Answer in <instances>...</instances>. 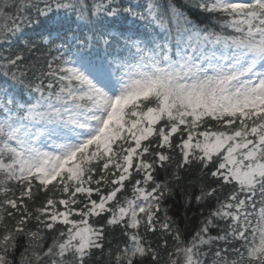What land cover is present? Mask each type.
I'll use <instances>...</instances> for the list:
<instances>
[{"label": "snow or ice", "instance_id": "1", "mask_svg": "<svg viewBox=\"0 0 264 264\" xmlns=\"http://www.w3.org/2000/svg\"><path fill=\"white\" fill-rule=\"evenodd\" d=\"M0 264H264V0H0Z\"/></svg>", "mask_w": 264, "mask_h": 264}, {"label": "trees", "instance_id": "2", "mask_svg": "<svg viewBox=\"0 0 264 264\" xmlns=\"http://www.w3.org/2000/svg\"><path fill=\"white\" fill-rule=\"evenodd\" d=\"M169 203L171 204V202H169ZM177 211L180 212V215L181 216L183 215V210L182 209H179L178 207L173 209V214L176 213ZM189 216H191V212L189 213Z\"/></svg>", "mask_w": 264, "mask_h": 264}]
</instances>
